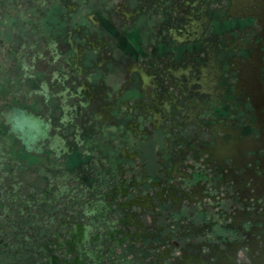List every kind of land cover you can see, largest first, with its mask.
<instances>
[{"label":"flooded vegetation","instance_id":"obj_1","mask_svg":"<svg viewBox=\"0 0 264 264\" xmlns=\"http://www.w3.org/2000/svg\"><path fill=\"white\" fill-rule=\"evenodd\" d=\"M0 264H264V0H0Z\"/></svg>","mask_w":264,"mask_h":264}]
</instances>
